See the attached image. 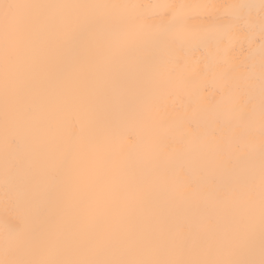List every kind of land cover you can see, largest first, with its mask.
<instances>
[{
    "label": "bare ground",
    "instance_id": "6f19581e",
    "mask_svg": "<svg viewBox=\"0 0 264 264\" xmlns=\"http://www.w3.org/2000/svg\"><path fill=\"white\" fill-rule=\"evenodd\" d=\"M46 5H139V8L101 9L48 8L39 10L18 47L9 68L7 88L0 35V223L5 205L15 209L12 222L22 232L6 235L0 227V257L7 245L18 248L20 258H33V248L23 240L56 249L68 258H83L88 239L106 226L116 235L100 258L143 256L160 258H262L264 233L259 212V138L250 152L245 143L223 167L205 165L216 144L233 132L224 124V108L231 102L230 89L241 106L258 105L264 70V3L262 0H17ZM159 3L176 5H235L231 16L246 21L229 42L217 64L216 45L208 41L196 49L186 48V79L170 76L172 65L150 58L137 46L128 58L114 65L103 56H93L76 43H55L45 17L68 12L94 11L140 17L137 23L159 24ZM198 25L199 9H186ZM225 8L213 19L224 22ZM231 17H229L230 19ZM147 66L129 70L137 58ZM199 60L194 66L193 61ZM231 69L227 85L217 72ZM249 97L254 99L249 102ZM87 130L80 140V129ZM71 134V135H67ZM78 153L76 167L81 181L79 199L98 210L95 225L87 234L78 230L77 209L65 213L62 205L38 202L30 215L22 209L21 193L34 183L37 165L51 148L53 139ZM182 138L183 142L181 141ZM166 145L161 157L158 145ZM175 153H172V149ZM242 157V158H238ZM245 170L254 185V208L249 209ZM231 199L224 200L226 193ZM61 217L63 227L59 228ZM251 217L250 230L232 239L236 225ZM209 248L212 254L205 257Z\"/></svg>",
    "mask_w": 264,
    "mask_h": 264
},
{
    "label": "snow or ice",
    "instance_id": "6c2138e0",
    "mask_svg": "<svg viewBox=\"0 0 264 264\" xmlns=\"http://www.w3.org/2000/svg\"><path fill=\"white\" fill-rule=\"evenodd\" d=\"M264 3V0H262ZM132 7L139 5H46L20 3L17 0H0V35L3 39V63L5 66V86L9 79V68L14 64L18 55V47L25 38L28 29L35 20L39 10L48 8L65 9H101ZM156 10L155 15L159 24L152 30V25L137 23L139 16L129 18L115 13L94 11L68 12L58 16L45 17L51 27V38L55 43L71 41L78 44L85 53L93 56H103L108 62L119 65L129 56L130 49L143 46L150 53L152 60L172 65L170 76L183 82L184 69L188 60L181 53L188 49H196L200 44L213 41L216 45L217 64L222 63V57L228 51L224 42H231L246 23L242 18L231 16L227 9L235 5H216L213 3L199 5H176L171 3H159L151 5ZM224 7L225 21L217 22L213 19L215 10ZM196 8L200 12L203 21L193 25V17L186 9ZM229 17H231L229 19ZM199 60L193 61L194 66ZM147 66L143 57L137 58L129 66L132 72H138ZM231 69L224 67L217 72L218 79L227 85L230 80ZM225 95L231 97V102L224 108V124L232 129V136L227 140L230 151L226 154L223 143H217L214 156L209 160L206 156L201 157L199 162L205 165L223 167L228 159L235 153L236 145L245 143L250 152L255 148V138H259L260 151V176H259V212L261 231L264 233V70L261 73L260 96L258 105L253 104L250 110L241 106L239 98L228 88ZM254 98L249 97V102ZM71 135V134H67ZM80 140L87 136V130L82 125ZM182 138L181 141L183 142ZM65 139L54 138L51 148L41 157L37 165V173L34 183L28 190L21 193L22 209L24 214L30 215L38 202L54 201L62 205L65 213L77 209L76 224L78 230L87 234L98 217L95 206L79 199L81 181L76 163L78 153L70 151L64 146ZM166 145L161 142L158 145V154L164 155L162 149ZM172 149V153H175ZM242 158V157H238ZM246 186L249 196V209L254 208V185L251 183V173L245 170ZM231 199V193L224 195V200ZM15 209L4 208V217L0 227L6 235L19 236L22 230L12 222L11 213ZM251 226V217L241 220L235 228L232 239L239 238L248 232ZM63 227L61 217L59 228ZM116 235L113 226L95 232L88 239L85 256L83 258H68L60 253L54 244L42 247L35 244L30 238L23 243L33 248V258H20L18 248L10 245L5 246L0 264H257L254 260H236L230 258H160L157 256H122L117 258H100L107 248L110 247ZM213 249L205 251V257L212 254ZM258 264H264V250Z\"/></svg>",
    "mask_w": 264,
    "mask_h": 264
}]
</instances>
